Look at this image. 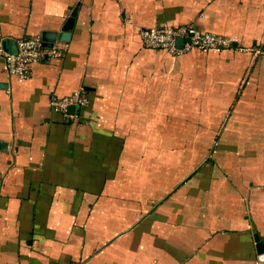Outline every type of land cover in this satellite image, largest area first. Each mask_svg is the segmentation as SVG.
Masks as SVG:
<instances>
[{
    "label": "crops",
    "instance_id": "1",
    "mask_svg": "<svg viewBox=\"0 0 264 264\" xmlns=\"http://www.w3.org/2000/svg\"><path fill=\"white\" fill-rule=\"evenodd\" d=\"M71 18L28 78L0 56V264H264V0H0V41ZM165 24L232 48L146 47Z\"/></svg>",
    "mask_w": 264,
    "mask_h": 264
},
{
    "label": "built area",
    "instance_id": "2",
    "mask_svg": "<svg viewBox=\"0 0 264 264\" xmlns=\"http://www.w3.org/2000/svg\"><path fill=\"white\" fill-rule=\"evenodd\" d=\"M140 36L146 47L165 49L172 54L180 55L193 49L203 51L228 50L232 48V40L228 37L201 32L188 26L162 25L160 27L142 28ZM183 42L179 44V40ZM60 54L59 49L52 45L45 46L40 36H32L19 39L16 42V51L6 50L0 41V56L6 61V69L9 74L26 79L30 75L32 63L48 57H56ZM88 100L82 90L74 91L64 96H52L50 105L55 111L69 115L70 107H82Z\"/></svg>",
    "mask_w": 264,
    "mask_h": 264
},
{
    "label": "water",
    "instance_id": "3",
    "mask_svg": "<svg viewBox=\"0 0 264 264\" xmlns=\"http://www.w3.org/2000/svg\"><path fill=\"white\" fill-rule=\"evenodd\" d=\"M72 20L73 18H71L68 23L66 24L65 28L63 29V31H61L60 33L56 32V31H45L43 33L42 36V40H43V44L45 46H52V44L54 42L57 41V39H65V37H67L66 32L67 30H70L71 24H72ZM183 42L182 39L179 40V44H181ZM16 51V49H15ZM74 109V107H71V110ZM255 241H256V246L258 249V253H264V243L260 240L259 236L257 235V233H255Z\"/></svg>",
    "mask_w": 264,
    "mask_h": 264
},
{
    "label": "trees",
    "instance_id": "4",
    "mask_svg": "<svg viewBox=\"0 0 264 264\" xmlns=\"http://www.w3.org/2000/svg\"><path fill=\"white\" fill-rule=\"evenodd\" d=\"M261 51H262V53H264V49H262Z\"/></svg>",
    "mask_w": 264,
    "mask_h": 264
}]
</instances>
